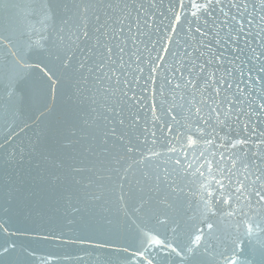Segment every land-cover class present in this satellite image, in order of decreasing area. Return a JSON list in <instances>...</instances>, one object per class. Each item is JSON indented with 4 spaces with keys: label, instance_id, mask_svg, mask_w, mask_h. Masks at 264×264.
Listing matches in <instances>:
<instances>
[{
    "label": "snow or ice",
    "instance_id": "obj_1",
    "mask_svg": "<svg viewBox=\"0 0 264 264\" xmlns=\"http://www.w3.org/2000/svg\"><path fill=\"white\" fill-rule=\"evenodd\" d=\"M0 10L6 109L22 115L61 88L77 101L61 174L41 177L72 195L63 216L30 229L60 247L37 257L5 239L3 264H101L96 252L103 264H264V0H3ZM105 198L109 228L80 215Z\"/></svg>",
    "mask_w": 264,
    "mask_h": 264
},
{
    "label": "water",
    "instance_id": "obj_2",
    "mask_svg": "<svg viewBox=\"0 0 264 264\" xmlns=\"http://www.w3.org/2000/svg\"><path fill=\"white\" fill-rule=\"evenodd\" d=\"M14 2L22 5L26 0ZM24 12L19 8L13 16L22 23ZM5 22V14L0 10V27ZM2 77L3 70L0 69V98L4 95ZM76 111L77 101L71 88L58 89L54 98L51 95H34L23 114L17 113L15 117L0 99V145H3L0 147V223L9 230L8 233L0 231V243L5 239L14 242L17 253L24 248H35L37 257H42L60 247L59 242L38 244L33 239L35 233L30 229L47 223L51 217L65 214L67 197L72 193L64 192L59 182H56L54 191L41 177L47 178L49 173L61 174L55 164L60 157L61 145L67 143L66 138H70L74 131L72 121ZM21 121H26L28 126L25 127ZM61 193L63 199L60 198ZM80 215L94 217L109 228L112 225L108 221L116 219V209L111 202H106V198L91 200ZM124 219L121 215L120 222L123 223ZM252 243L257 241L254 239ZM63 251L73 255L78 252L75 248ZM93 256L103 264L104 253L96 252ZM0 264H3L2 260Z\"/></svg>",
    "mask_w": 264,
    "mask_h": 264
}]
</instances>
